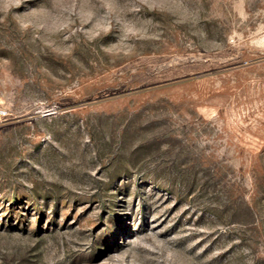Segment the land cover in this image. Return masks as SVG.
Returning a JSON list of instances; mask_svg holds the SVG:
<instances>
[{
  "label": "rangeland",
  "instance_id": "374dc122",
  "mask_svg": "<svg viewBox=\"0 0 264 264\" xmlns=\"http://www.w3.org/2000/svg\"><path fill=\"white\" fill-rule=\"evenodd\" d=\"M0 264H264V0H0Z\"/></svg>",
  "mask_w": 264,
  "mask_h": 264
}]
</instances>
